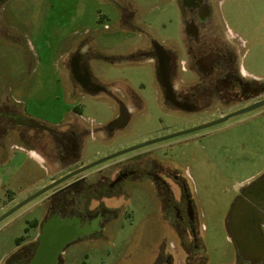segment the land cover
I'll use <instances>...</instances> for the list:
<instances>
[{
    "label": "rangeland",
    "instance_id": "374dc122",
    "mask_svg": "<svg viewBox=\"0 0 264 264\" xmlns=\"http://www.w3.org/2000/svg\"><path fill=\"white\" fill-rule=\"evenodd\" d=\"M212 8L218 29L238 48L240 63L264 79V0H213ZM183 18L177 0H7L0 6V106L11 104L50 126L78 111L74 117L83 126L97 128L116 117L114 93L120 90L142 98L146 106L116 144L138 143L158 129L177 126L183 121L159 120L155 63L138 54L152 40L177 45L184 35ZM83 46L84 60L105 91H73L69 61ZM251 115L188 133L181 137L186 142L160 154L180 172L212 264L236 258L227 227L230 209L243 186L264 174V116ZM25 163L16 191L43 176L35 162ZM134 192L130 199H116L115 217L102 234L67 249V264H154L162 251L184 264V239L171 225L168 202L152 193L149 183ZM39 218V211H21L0 223V261Z\"/></svg>",
    "mask_w": 264,
    "mask_h": 264
},
{
    "label": "flooded vegetation",
    "instance_id": "af4514ba",
    "mask_svg": "<svg viewBox=\"0 0 264 264\" xmlns=\"http://www.w3.org/2000/svg\"><path fill=\"white\" fill-rule=\"evenodd\" d=\"M6 1H0V6ZM177 1L184 17L183 37L173 47L152 40L138 55L150 56L155 63V90L162 115L159 120L183 121L179 125L158 129L138 143L116 144L122 140L121 133L131 118L141 114L146 106L142 98L120 90L114 93L118 104L116 117L97 128L83 126L74 117L78 111L50 126L11 104L0 106V216L60 181L14 212L39 211L40 218L32 221L0 264H67L64 254L72 244L104 232L115 217L116 199H130L135 195L134 188L144 189L148 183L155 187L152 193L169 204L171 225L184 239L183 263L212 264L205 256V245L202 248L200 230L193 223L195 214L187 206L189 195L180 172L173 167V161L160 159V154L168 155L175 143L186 142L187 137H181L188 133L138 147L81 171L117 151L202 126L264 100L263 77L240 63L238 48L218 29L213 0ZM3 28L0 27L1 32ZM69 65L75 93L105 91L94 79L83 51L75 52ZM245 114L264 116V106L238 115ZM93 143L99 148L92 150ZM117 145L120 147L116 148ZM28 160L35 162L43 176L23 191H16L19 171ZM259 210L264 213V206ZM227 227L233 238L230 213ZM262 235L264 238L263 232ZM234 244L236 258L227 264H264V260L244 258L235 241ZM176 256L162 251L154 264H182Z\"/></svg>",
    "mask_w": 264,
    "mask_h": 264
},
{
    "label": "water",
    "instance_id": "95a60500",
    "mask_svg": "<svg viewBox=\"0 0 264 264\" xmlns=\"http://www.w3.org/2000/svg\"><path fill=\"white\" fill-rule=\"evenodd\" d=\"M263 106H264V100H261L258 103L248 108L232 113L231 115L222 117L218 120L208 122L202 126L180 131L154 140H149L138 146L117 151L106 158L91 163L90 165L81 169V171L86 170L99 163H102L106 160L116 158L127 152L135 150L138 147L146 146L162 140H166L190 132L212 127L214 125L227 121L230 117H234L238 114L246 113ZM58 183H54L47 188L41 189L37 193L33 194L30 198L24 200L20 204L8 210L6 213L0 216V223L6 218H8L10 215H12L19 208H21L31 200L37 198L42 193H44L45 191H47L48 189H50L51 187H53ZM263 206H264V174L261 175L259 178H257L256 181L251 182L249 185L243 188L242 195L234 202L230 210V224L234 232L233 240L237 244L242 256L252 261L264 260V238L261 232V225L264 224V213L259 210V208Z\"/></svg>",
    "mask_w": 264,
    "mask_h": 264
},
{
    "label": "crops",
    "instance_id": "0c3cea01",
    "mask_svg": "<svg viewBox=\"0 0 264 264\" xmlns=\"http://www.w3.org/2000/svg\"><path fill=\"white\" fill-rule=\"evenodd\" d=\"M79 49H80L81 51H85V48H84V46H83L82 48H79ZM76 52H77V51H76ZM250 183H251V182H250ZM250 183H248V184L244 185V186H243V188H244V187H246L247 185H249ZM243 188H242V189H243ZM231 207H232V206H231ZM230 210H231V209H230ZM262 212H263V211H262ZM262 225H263V224H262ZM262 225H261V226H262Z\"/></svg>",
    "mask_w": 264,
    "mask_h": 264
},
{
    "label": "trees",
    "instance_id": "16d2710c",
    "mask_svg": "<svg viewBox=\"0 0 264 264\" xmlns=\"http://www.w3.org/2000/svg\"><path fill=\"white\" fill-rule=\"evenodd\" d=\"M122 8H124V7L122 6ZM121 20H122V22H123L124 24H126V22H127L126 19L121 18ZM122 22H121V23H122Z\"/></svg>",
    "mask_w": 264,
    "mask_h": 264
}]
</instances>
